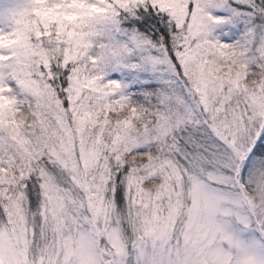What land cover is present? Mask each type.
<instances>
[{
	"label": "snow or ice",
	"instance_id": "1",
	"mask_svg": "<svg viewBox=\"0 0 264 264\" xmlns=\"http://www.w3.org/2000/svg\"><path fill=\"white\" fill-rule=\"evenodd\" d=\"M0 264H264V0H0Z\"/></svg>",
	"mask_w": 264,
	"mask_h": 264
}]
</instances>
